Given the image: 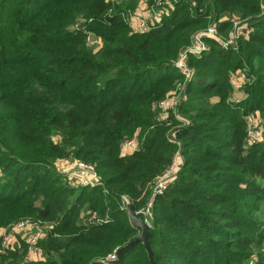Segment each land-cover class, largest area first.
Returning <instances> with one entry per match:
<instances>
[{
	"label": "trees",
	"instance_id": "1",
	"mask_svg": "<svg viewBox=\"0 0 264 264\" xmlns=\"http://www.w3.org/2000/svg\"><path fill=\"white\" fill-rule=\"evenodd\" d=\"M138 1L0 0V230L52 222L35 243L44 256L28 264H112L101 259L138 233L122 196L144 205L179 151L152 201L153 260L137 241L120 264H264V137L247 141L245 117L257 111L264 127V0H174L142 33L126 21ZM234 13L252 16L253 30L235 46L205 37L208 48L187 57L184 97L164 114L158 101L183 80L180 47L211 19L227 34ZM236 69L249 78L239 101ZM130 138L137 147L122 153ZM62 158L92 162L101 183L71 184ZM90 213L102 220H83ZM20 235L0 264L25 260Z\"/></svg>",
	"mask_w": 264,
	"mask_h": 264
},
{
	"label": "built area",
	"instance_id": "2",
	"mask_svg": "<svg viewBox=\"0 0 264 264\" xmlns=\"http://www.w3.org/2000/svg\"><path fill=\"white\" fill-rule=\"evenodd\" d=\"M173 6L174 0H153L152 3H148L146 0H139L136 7L127 14L126 21L131 31L138 33L146 32L154 25H156L159 21H161L162 17L168 14L169 11L173 8ZM230 21L232 23V26L227 32V34L222 35L218 31L216 24L212 22L207 26L196 30L192 34L190 41L180 47L173 62L174 65L177 67L178 71L183 76V80L177 84L175 89L168 91L164 95V97H162L158 101V107L164 111V114H166L167 109H175L177 104L184 97L186 81L190 79L193 74V68L189 65L187 57L189 54L199 55L202 51L208 48V44L205 41V37H212L218 40L222 46H235L238 42V39H240L241 37H248L250 31L253 30V26L250 23L245 22L244 19L230 17ZM79 24L80 21L78 20L75 23V27H77ZM86 43L87 45L96 48L101 44V38L98 35H95L92 32L88 31L86 34ZM241 73L242 71L240 69H236L234 71V74H236L234 80H238L235 82H244ZM177 117L181 120V123L183 124H186L188 122V119L179 114H177ZM247 120L249 122L251 118L247 117ZM255 134L259 136V131L257 130ZM169 138L171 139V141L178 143L177 139L173 136L172 133L170 134ZM132 143H135V145L131 146L136 148L137 141L135 138L124 140L121 147H126V145ZM181 162L182 157L179 151H176L173 154L172 160L168 164V166L164 170H162L158 175H156V177L150 182V195L147 202L138 209H136L140 211L141 218L149 225L151 224L152 219L151 207L153 197L156 194L161 193L169 185V183L173 181L178 169L180 168ZM57 166L67 174L70 183L73 185H95L101 183L99 174L97 173L95 165L92 162L77 158H62L57 161ZM125 197L127 196H122L124 207ZM87 220L99 221L102 220V218L97 216L95 213H91V215L88 216ZM24 229H28L27 232H24L25 240L28 243L25 260H30L33 248H36L35 243L37 239L42 235V231L38 227V221L29 217L19 219L13 224L1 228L0 253L3 252L4 249H6L7 247L13 248L17 242L16 232H18V230L24 231ZM114 256L115 253L113 252L107 258H112Z\"/></svg>",
	"mask_w": 264,
	"mask_h": 264
},
{
	"label": "rangeland",
	"instance_id": "3",
	"mask_svg": "<svg viewBox=\"0 0 264 264\" xmlns=\"http://www.w3.org/2000/svg\"><path fill=\"white\" fill-rule=\"evenodd\" d=\"M139 2V1H138ZM222 17H224V16H222ZM226 17V16H225ZM229 17H237V18H240V19H244V21L245 22H248V23H250V22H252V16H248V17H242V16H240L238 13H234V14H232V16H229ZM214 20L215 19H211L210 21H208V23L207 24H210V23H212V22H214ZM251 24V23H250ZM75 26V24H73V27ZM220 32V31H219ZM221 33V32H220ZM222 34V33H221ZM222 35H224V34H222ZM218 41V40H217ZM219 42V41H218ZM220 43V42H219ZM241 71H242V76H243V80H244V82H242V83H239V82H235V81H238V80H234V78H235V76H236V74H234V72H232L231 73V75H230V82H231V84H232V92H231V95H230V97H232V99H233V101H239L240 99H243L244 98V96H246V92L244 91V89H243V87H244V85H245V83L247 82V81H249V78L246 76V74H245V72H244V70L243 69H240ZM239 72V71H238ZM244 75H245V79H244ZM237 77H238V75H237ZM233 80V81H232ZM245 117H246V120H247V117H250L251 118V120L248 122V120H247V123H246V131H247V141L249 142V141H252V140H254V141H259V140H261V139H263V137H264V131H263V129H264V127H263V125L261 124V119H260V116H259V113L256 111V112H249V113H247V114H245ZM257 130L259 131V136H257V134H255L256 132H257ZM252 135H254V136H257V137H254V136H252ZM131 145H135V143H132V144H129V145H126V148L127 149H130V148H132V146ZM141 207V206H140ZM89 215H91V213L89 214ZM88 215V216H89ZM88 216H86L83 220H87V218H88ZM35 220V219H34ZM36 221H38V227H39V229L42 231V234L44 233V230H46V228H48V227H50L51 226V223L52 222H50V221H39V220H36ZM2 228V227H1ZM27 230L28 229H24V231H22V230H18V232H16V234H21L20 236L21 237H25V235H24V232H27ZM44 255H43V252H42V250L39 248V247H37L36 246V248L34 249L33 248V251H32V253H31V258H30V260L31 259H37V258H40V257H43ZM21 264H28L27 263V261L26 260H24V261H22V263Z\"/></svg>",
	"mask_w": 264,
	"mask_h": 264
},
{
	"label": "water",
	"instance_id": "4",
	"mask_svg": "<svg viewBox=\"0 0 264 264\" xmlns=\"http://www.w3.org/2000/svg\"><path fill=\"white\" fill-rule=\"evenodd\" d=\"M124 201H125V208L127 209L129 214V219L131 223L134 225V227L138 229V233L135 236H133L131 239H129L126 243L117 246L114 250L115 253L114 257L101 259V261L112 264L122 263L124 259L125 251L131 248L133 244L137 241H141L143 243L149 258L153 260V252L147 241L150 225L139 216V214L141 213L140 211L135 209L134 204L129 196L125 197Z\"/></svg>",
	"mask_w": 264,
	"mask_h": 264
},
{
	"label": "crops",
	"instance_id": "5",
	"mask_svg": "<svg viewBox=\"0 0 264 264\" xmlns=\"http://www.w3.org/2000/svg\"><path fill=\"white\" fill-rule=\"evenodd\" d=\"M134 149V147L127 149L126 147H121V152L122 153H129Z\"/></svg>",
	"mask_w": 264,
	"mask_h": 264
}]
</instances>
